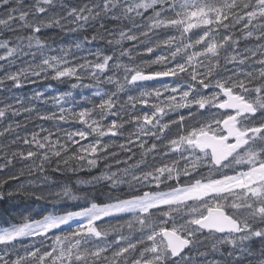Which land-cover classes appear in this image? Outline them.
<instances>
[{
  "label": "snow or ice",
  "instance_id": "snow-or-ice-1",
  "mask_svg": "<svg viewBox=\"0 0 264 264\" xmlns=\"http://www.w3.org/2000/svg\"><path fill=\"white\" fill-rule=\"evenodd\" d=\"M4 201L0 264H264V0H0Z\"/></svg>",
  "mask_w": 264,
  "mask_h": 264
},
{
  "label": "trees",
  "instance_id": "trees-1",
  "mask_svg": "<svg viewBox=\"0 0 264 264\" xmlns=\"http://www.w3.org/2000/svg\"><path fill=\"white\" fill-rule=\"evenodd\" d=\"M53 83L54 87L57 90H66L67 85H57L55 82ZM33 86H29L22 90V94L27 93L30 94L32 91ZM24 208H28L29 210L35 209L36 212H41L45 208L49 209L51 206L43 201L41 202H31V201H24V202H10L4 201L0 202V226L5 225L7 222H18L21 218L20 213ZM35 215V213H32ZM36 218H40L36 216Z\"/></svg>",
  "mask_w": 264,
  "mask_h": 264
}]
</instances>
